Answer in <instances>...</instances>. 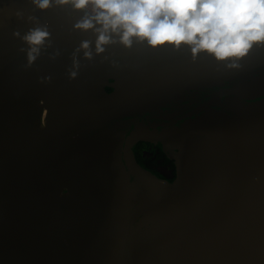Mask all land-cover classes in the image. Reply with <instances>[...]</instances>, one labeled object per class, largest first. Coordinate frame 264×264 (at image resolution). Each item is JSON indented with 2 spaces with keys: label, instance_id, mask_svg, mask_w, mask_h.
<instances>
[{
  "label": "water",
  "instance_id": "water-1",
  "mask_svg": "<svg viewBox=\"0 0 264 264\" xmlns=\"http://www.w3.org/2000/svg\"><path fill=\"white\" fill-rule=\"evenodd\" d=\"M28 15L53 40L31 67L13 36ZM82 15L0 0V264H264V47L238 69L186 47L97 55ZM143 141L173 179L139 161Z\"/></svg>",
  "mask_w": 264,
  "mask_h": 264
},
{
  "label": "clouds",
  "instance_id": "clouds-1",
  "mask_svg": "<svg viewBox=\"0 0 264 264\" xmlns=\"http://www.w3.org/2000/svg\"><path fill=\"white\" fill-rule=\"evenodd\" d=\"M40 12L53 7L71 6L73 13L83 15L73 27L77 30H92L96 33L95 53L101 55L108 45L120 44L132 48L134 44H146L150 48L171 46L174 49L188 48L193 59L200 54L212 56L229 68L242 67L241 61L251 52L264 47V0H29ZM15 16L23 20V10ZM32 25L26 32H13L25 45L31 67L52 46V33L47 22L39 16L28 15ZM91 41L84 40L72 53L69 79H76L81 69L78 53L92 60ZM60 52L52 55L59 56ZM107 56L104 60H108ZM103 62V61H102ZM111 63L118 66V61ZM50 82L52 77H41ZM43 124V123H42Z\"/></svg>",
  "mask_w": 264,
  "mask_h": 264
},
{
  "label": "flooded vegetation",
  "instance_id": "flooded-vegetation-1",
  "mask_svg": "<svg viewBox=\"0 0 264 264\" xmlns=\"http://www.w3.org/2000/svg\"><path fill=\"white\" fill-rule=\"evenodd\" d=\"M140 162L151 169L157 170L161 175L173 179L176 176V166L157 145L149 141L139 142L136 147Z\"/></svg>",
  "mask_w": 264,
  "mask_h": 264
}]
</instances>
